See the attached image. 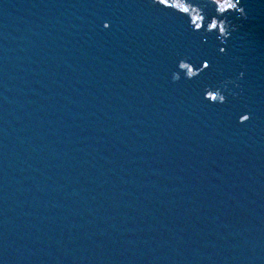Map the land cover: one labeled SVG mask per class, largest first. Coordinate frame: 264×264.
<instances>
[{
  "label": "water",
  "instance_id": "water-1",
  "mask_svg": "<svg viewBox=\"0 0 264 264\" xmlns=\"http://www.w3.org/2000/svg\"><path fill=\"white\" fill-rule=\"evenodd\" d=\"M160 2L0 0V264H264V0Z\"/></svg>",
  "mask_w": 264,
  "mask_h": 264
},
{
  "label": "clouds",
  "instance_id": "clouds-1",
  "mask_svg": "<svg viewBox=\"0 0 264 264\" xmlns=\"http://www.w3.org/2000/svg\"><path fill=\"white\" fill-rule=\"evenodd\" d=\"M158 2L160 3V4H162L161 2H160V0H158ZM215 3L216 4H218V0H215ZM236 7H235V9H237V7H238V4H237V0H236ZM232 6L230 5V8H231ZM226 11H228V10H225V12ZM239 11L241 12V13H244V9L243 8H240L239 9ZM219 12H220V10H219ZM225 12H223V13H225ZM221 13V12H220ZM223 13H221V14H223ZM192 23L194 24V21L192 20ZM106 27L108 26V25H105ZM195 27H196V29H201V25H195ZM215 28H216V25L213 23V24H211V26H209V30H215ZM219 32L222 34V35H224V36H228L229 35V32H228V25L226 26V29L225 28H221L220 30H219ZM221 51H224V49H221ZM185 66H191V67H193L191 64H189V63H187V62H181L180 64H179V67H180V69H182V70H185ZM194 68V67H193ZM203 68H208V63L207 62H205L204 63V65H203ZM201 71H202V69H201ZM197 75H199V72L196 70L195 71V73L193 74L191 71H186V76L188 77V78H194V77H196ZM241 76H243V73H241ZM180 79V76H179V74L178 73H174L173 74V80L174 81H176V80H179ZM209 93H214L215 95H213L212 96V98L211 99H209ZM217 96H218V98H217ZM206 98L207 99H209L211 102H220V103H223V102H225L226 101V97L222 94V92L220 91V90H208L207 91V95H206ZM245 117H247V119H245ZM243 119H241V122H244V121H247V120H249V116L248 115H245V116H243L242 117Z\"/></svg>",
  "mask_w": 264,
  "mask_h": 264
},
{
  "label": "bare ground",
  "instance_id": "bare-ground-1",
  "mask_svg": "<svg viewBox=\"0 0 264 264\" xmlns=\"http://www.w3.org/2000/svg\"><path fill=\"white\" fill-rule=\"evenodd\" d=\"M194 6L198 9L203 15L210 14L214 7L218 6L221 0H218V4L215 3V0H190Z\"/></svg>",
  "mask_w": 264,
  "mask_h": 264
},
{
  "label": "snow or ice",
  "instance_id": "snow-or-ice-1",
  "mask_svg": "<svg viewBox=\"0 0 264 264\" xmlns=\"http://www.w3.org/2000/svg\"><path fill=\"white\" fill-rule=\"evenodd\" d=\"M208 67H209V64H208ZM245 119H247V117H245Z\"/></svg>",
  "mask_w": 264,
  "mask_h": 264
}]
</instances>
